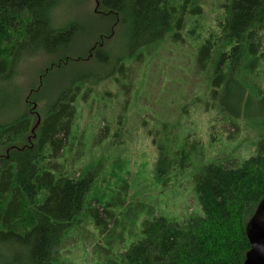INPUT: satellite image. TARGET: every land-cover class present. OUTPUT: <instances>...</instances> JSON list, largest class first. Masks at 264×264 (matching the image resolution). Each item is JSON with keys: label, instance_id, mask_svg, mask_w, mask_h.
I'll list each match as a JSON object with an SVG mask.
<instances>
[{"label": "trees", "instance_id": "trees-1", "mask_svg": "<svg viewBox=\"0 0 264 264\" xmlns=\"http://www.w3.org/2000/svg\"><path fill=\"white\" fill-rule=\"evenodd\" d=\"M96 1L103 16L120 18L122 32L114 55L94 46L89 61L98 68L86 70L85 59L73 49L88 35L78 21L56 28L53 14L60 0H0V112L22 60L54 59L33 91V110L45 101L44 115L37 113L34 122L29 108L13 98L12 117H0V264H65L60 249L70 232L84 228L85 220L104 238L96 252L98 264H243L251 248L247 227L264 199V134L256 154L237 167L217 160L201 167L194 176L201 215L180 222L139 203L147 217L138 233L131 232L136 239L130 246L120 229L121 215L132 210L128 182L101 194L90 167L78 171L83 153L71 154L77 103L88 102L97 86L113 80L125 92L126 107L131 64L140 63L144 51L165 39L184 41L182 33L192 18L204 13L198 0ZM218 12L195 53L207 98L192 102L203 112L216 111L218 124L239 129L237 119L244 115L264 132V87L257 82L264 71V0H231ZM47 79L66 86L54 87L53 96L43 98ZM182 110L188 114L187 106ZM160 124L147 131L159 154L158 171L166 174L176 161L188 168L202 146L196 134L181 143L174 137L172 144L174 127Z\"/></svg>", "mask_w": 264, "mask_h": 264}, {"label": "rangeland", "instance_id": "rangeland-1", "mask_svg": "<svg viewBox=\"0 0 264 264\" xmlns=\"http://www.w3.org/2000/svg\"><path fill=\"white\" fill-rule=\"evenodd\" d=\"M198 1L204 13L200 18H192V24L182 33L184 41L165 39L158 47L144 51L140 63L131 64L134 73L128 80L130 88L126 107L125 92L113 80L97 86L88 102L77 103V132L71 154L83 153L77 169L80 171L90 167L101 194L110 192L109 187L120 188L124 180L128 182L127 203L132 210L121 215L120 226L129 238L127 246L136 239L131 232L137 229L138 233L142 221L147 217V211L139 210V203L146 208L154 207L161 215L180 222L189 216L201 215L202 207L195 192L194 176L204 164L214 160L222 161L226 167H237L256 154L255 145L264 134L259 123L249 125L244 115L237 119L239 129L231 124H218L216 111L203 112L201 106L192 102L196 97L205 100L208 89L205 79L196 72V49L206 35L205 31L217 18L220 6L231 0ZM53 19L57 28L73 21L85 27L88 38L82 35L75 43L73 52L85 59L83 68L86 70L98 68L96 61H89L94 46L102 45L103 51L107 49L108 54L112 55L116 52L112 51L114 47V50L118 49L117 40L122 32L120 18L103 16L96 0H60ZM193 28L195 35L188 36ZM93 29L98 30L97 33H87ZM53 60L47 56L22 60L16 69L15 79L8 84V103L0 112L1 118L12 117L9 110L13 98L29 108L34 122L37 113L44 115L45 101L37 106V111L33 110L36 99L33 91H36ZM261 75L262 82H257L264 87V71ZM65 86V83L48 84L47 79V85L41 89L40 95L43 98L53 96L54 87ZM183 106L188 107V114L182 110ZM163 122L174 127L171 131L172 144L175 143L174 137L181 143L192 133L200 141V153L188 168H183L176 161L166 174L158 171L159 154L147 131L158 129ZM83 225V229L68 234L60 249L59 260L65 264H98L96 252L98 245L103 246L104 238L91 221L85 220Z\"/></svg>", "mask_w": 264, "mask_h": 264}, {"label": "water", "instance_id": "water-1", "mask_svg": "<svg viewBox=\"0 0 264 264\" xmlns=\"http://www.w3.org/2000/svg\"><path fill=\"white\" fill-rule=\"evenodd\" d=\"M247 237L251 248L243 264H264V199L248 224Z\"/></svg>", "mask_w": 264, "mask_h": 264}, {"label": "bare ground", "instance_id": "bare-ground-1", "mask_svg": "<svg viewBox=\"0 0 264 264\" xmlns=\"http://www.w3.org/2000/svg\"><path fill=\"white\" fill-rule=\"evenodd\" d=\"M54 20V19H53ZM171 26V25H170ZM57 28V27H56ZM222 30V29H221ZM215 41V40H214ZM219 45V44H218ZM251 54V53H250ZM123 60V59H122ZM121 60V61H122ZM125 61V60H124ZM125 63V62H124ZM112 64V63H111ZM242 76V75H241ZM44 79V78H43ZM242 80V79H241ZM96 81V80H95ZM241 83V82H240ZM244 86V85H243ZM247 86V85H246ZM35 89V88H34ZM38 117H40V116H38ZM1 119V118H0ZM45 119V118H44ZM2 121V120H1ZM38 132V131H37ZM253 145V144H252ZM64 146V145H63ZM234 151V150H233ZM205 166V165H204ZM200 204V203H199Z\"/></svg>", "mask_w": 264, "mask_h": 264}]
</instances>
